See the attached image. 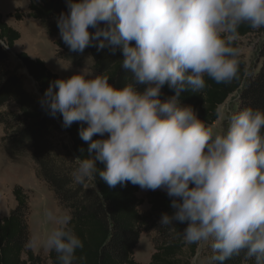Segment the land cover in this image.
Wrapping results in <instances>:
<instances>
[{"label":"clouds","instance_id":"clouds-1","mask_svg":"<svg viewBox=\"0 0 264 264\" xmlns=\"http://www.w3.org/2000/svg\"><path fill=\"white\" fill-rule=\"evenodd\" d=\"M66 7L56 22L69 51L119 48L129 74L122 88L92 72L56 79L40 99L49 116L62 115L63 127L87 125L78 133L89 157L75 159L74 181L87 187L98 173L109 187L164 190L174 211L161 215V227L187 222L184 243L210 242L217 264L241 253L264 264V111L228 112L226 129L214 133L179 99L182 91H203L205 76L236 78L238 29L264 28V0H66ZM165 84L175 95L162 101ZM44 217L51 229L27 246L74 264L84 245L71 214L46 208Z\"/></svg>","mask_w":264,"mask_h":264},{"label":"trees","instance_id":"trees-1","mask_svg":"<svg viewBox=\"0 0 264 264\" xmlns=\"http://www.w3.org/2000/svg\"><path fill=\"white\" fill-rule=\"evenodd\" d=\"M27 13L13 15L21 21L23 17L39 24L44 34L53 40L56 58L81 67L89 62L93 75L109 77V83L122 88L129 74L120 67L122 52L117 48L113 54L109 48L97 51L86 47L82 53L70 52L62 42L56 17L67 13L66 0H27ZM90 32L95 31L89 29ZM239 37L233 46L238 49L239 40L248 36L264 35V28L252 29L240 25ZM20 40V33L9 27L0 14V149L12 161L26 157L33 164L35 178L43 183L54 197L58 207L72 216L71 227L82 240L83 248L75 253L74 264H138L133 252L141 233L152 234L154 252L147 264H191L199 244H185L180 233L187 222L173 221L172 227H161V215H171V198L161 189L146 190L144 201L147 210H140L143 200L138 197L139 187L126 182L124 186L109 187L98 173L94 180H87V187L77 184L72 176L76 168L75 159L88 158V143L78 133L86 123L74 122L70 127L62 126V115L49 116L41 107L49 83L59 77L51 72L40 59H31L26 53L16 54L19 69L35 84L37 94L29 92L25 77L18 72L10 59V51ZM134 43V42H133ZM260 66L255 73L246 75L245 63L238 54V73L229 83H216L205 76L206 88L198 93L182 91L180 103L191 107L199 120L210 126L218 119V108L233 94H237L235 112L246 107L264 111V41L260 50ZM143 91L145 85H136ZM55 90V89H54ZM160 99L175 95L167 84L162 87ZM93 139H98L97 135ZM83 149V151H81ZM94 157V153H93ZM98 169L104 164L95 161ZM15 202L7 217L0 218V264H59L57 254L49 251L44 258L27 246L30 238L28 218L31 210L27 192L14 186ZM210 242L202 251L205 264L212 261ZM85 257L82 262L79 257ZM224 264H254L245 260L243 253Z\"/></svg>","mask_w":264,"mask_h":264},{"label":"rangeland","instance_id":"rangeland-1","mask_svg":"<svg viewBox=\"0 0 264 264\" xmlns=\"http://www.w3.org/2000/svg\"><path fill=\"white\" fill-rule=\"evenodd\" d=\"M5 2H8V0H0V14L4 17V21L9 27L20 33V40L15 43L13 49L10 51V59L18 72L25 77L24 86L29 92L35 95L37 94L35 84L27 77L25 71L19 69V63L15 59V56L20 52L26 53L31 59H40L43 61L47 68L56 74L59 79H66L74 74L91 72L88 61L85 62V66L76 67L67 61L56 58L53 40L44 34L38 23L27 17H23L21 21L14 19L13 15L16 12L17 14L27 13V0H13V5L8 9L5 8L7 7L4 4ZM263 41L264 35L248 36L239 40V54L245 63L247 76L255 73L260 66L259 54ZM236 104L237 94H233L218 108L217 121L207 127L211 128L214 133L225 130L227 127V113H234ZM1 136L2 131L0 128V138ZM106 136L107 134H105V137L97 135L98 139L106 138ZM14 186H20L28 195L31 210L28 218L30 237L33 234L43 237L52 227L45 220L44 209H53L57 213L65 212L58 207L54 197L46 186L35 178L33 164L29 159L22 157L18 161H12L0 149V218L7 217L10 210L14 207L15 202L12 197V189ZM145 194L146 190H142L139 187L138 197L143 201ZM147 209V204L144 201L140 210L144 211ZM153 236V233L140 234L138 244L133 252V258L138 264H147L150 261L155 245ZM206 244L207 242L199 243L196 255L191 264H205L202 251ZM31 249L35 254H40L44 258L47 257L49 252L46 248L39 245Z\"/></svg>","mask_w":264,"mask_h":264},{"label":"bare ground","instance_id":"bare-ground-1","mask_svg":"<svg viewBox=\"0 0 264 264\" xmlns=\"http://www.w3.org/2000/svg\"><path fill=\"white\" fill-rule=\"evenodd\" d=\"M7 1V0H6ZM8 3V4H7ZM7 7H5L6 9H8L11 5H13V0H8V2L4 3Z\"/></svg>","mask_w":264,"mask_h":264}]
</instances>
